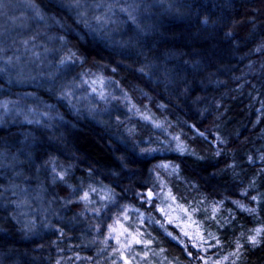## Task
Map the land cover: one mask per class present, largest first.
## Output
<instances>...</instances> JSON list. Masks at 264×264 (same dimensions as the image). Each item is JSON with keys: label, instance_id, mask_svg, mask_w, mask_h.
Returning a JSON list of instances; mask_svg holds the SVG:
<instances>
[{"label": "trees", "instance_id": "trees-1", "mask_svg": "<svg viewBox=\"0 0 264 264\" xmlns=\"http://www.w3.org/2000/svg\"><path fill=\"white\" fill-rule=\"evenodd\" d=\"M36 47L59 116L0 125V264H264V0H0V54Z\"/></svg>", "mask_w": 264, "mask_h": 264}, {"label": "rangeland", "instance_id": "rangeland-1", "mask_svg": "<svg viewBox=\"0 0 264 264\" xmlns=\"http://www.w3.org/2000/svg\"><path fill=\"white\" fill-rule=\"evenodd\" d=\"M40 48L27 50L20 56L15 53L8 59L0 54V73L6 77L4 84L0 86V125L19 123L48 127L59 116L54 107L55 105L46 104L39 96L34 95L28 89H20L28 87L29 84L34 82L41 85L43 82L48 81L42 71L45 72L50 68L52 52L45 49L39 51ZM37 71L39 72L38 78ZM70 76L74 79L73 74ZM63 81L66 82V80L61 82ZM72 81L69 85L68 83L65 85L59 99L73 113L79 114L83 111L100 113L99 111L105 107V104H108L116 95L110 82L102 77ZM57 100L55 101L56 105H58ZM0 164L1 168L4 163L0 161ZM148 198H152V196ZM123 238L120 241H127L129 251L137 254L138 249L133 246V240H126L125 235H123ZM137 243L139 245L140 242ZM136 256V264H142V256Z\"/></svg>", "mask_w": 264, "mask_h": 264}, {"label": "snow or ice", "instance_id": "snow-or-ice-1", "mask_svg": "<svg viewBox=\"0 0 264 264\" xmlns=\"http://www.w3.org/2000/svg\"><path fill=\"white\" fill-rule=\"evenodd\" d=\"M178 148L180 149V151H183V150H184V148H183L182 145H178ZM86 196H87V194H85V198H86ZM148 196L151 197V196H152V193L149 192V193H148ZM253 199H255V197H253ZM241 207H243V206L241 205ZM248 211H255V210H254V209H248ZM249 239H250L253 243H257V242H258L257 239H256V236L249 237ZM138 242H139V241H138Z\"/></svg>", "mask_w": 264, "mask_h": 264}, {"label": "clouds", "instance_id": "clouds-1", "mask_svg": "<svg viewBox=\"0 0 264 264\" xmlns=\"http://www.w3.org/2000/svg\"><path fill=\"white\" fill-rule=\"evenodd\" d=\"M205 23H207V21H205ZM103 96V94H101ZM115 99V97H113ZM85 119H87V115H85Z\"/></svg>", "mask_w": 264, "mask_h": 264}]
</instances>
